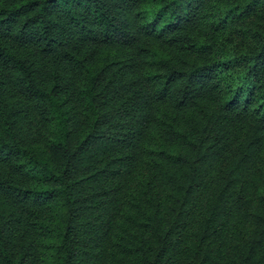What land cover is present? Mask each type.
<instances>
[{"label": "trees", "instance_id": "1", "mask_svg": "<svg viewBox=\"0 0 264 264\" xmlns=\"http://www.w3.org/2000/svg\"><path fill=\"white\" fill-rule=\"evenodd\" d=\"M0 264H264V0H0Z\"/></svg>", "mask_w": 264, "mask_h": 264}]
</instances>
